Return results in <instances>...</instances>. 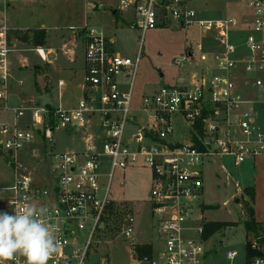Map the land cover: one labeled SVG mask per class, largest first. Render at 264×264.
<instances>
[{
	"label": "built area",
	"instance_id": "2783aa9c",
	"mask_svg": "<svg viewBox=\"0 0 264 264\" xmlns=\"http://www.w3.org/2000/svg\"><path fill=\"white\" fill-rule=\"evenodd\" d=\"M245 2L252 14L239 20L202 18L191 0H118L116 11L129 13L128 23L141 32L136 59L115 51L114 39L86 25L79 32L84 42L85 94L77 105L37 106L32 100H21L12 108V121H0V149L13 157L38 138L51 139L55 130L94 129L85 136L83 149L54 154L57 161L49 173V185L41 186L26 175L15 174L9 186H0V212L14 214L31 203L48 209L46 222H59L60 248L48 264H71L73 259L77 264H88L91 247L100 245L111 227L116 233L114 241L127 242L120 246L128 251L129 264H205V165L215 158L230 157L240 166L264 156V123L259 122L258 112L251 106L254 100L245 97L255 89L264 92V0ZM239 22H243L246 34H240L242 41L238 38L235 42L232 33ZM191 26L207 32L209 43L200 40L188 44L173 63L191 66L201 61L205 66L176 84L144 95L141 110L147 114V124L130 133L128 126L135 120L134 81L146 33L159 27ZM9 31L6 23L0 24V101L7 100L14 79ZM34 49L41 60L50 62L51 50L41 46ZM216 69L220 73H214ZM64 84L60 80L57 86ZM58 95L62 98L61 92ZM27 116L30 123L22 127L19 121ZM177 120L187 128L184 140L174 138ZM103 158L108 159L107 174L100 172ZM140 160L152 171L149 197L155 244L151 240L129 241L135 235L133 214L122 215L118 225L109 220L114 171L125 170ZM3 191L8 194L3 195ZM260 238L264 232L252 238L250 245L263 253L245 256V264H264ZM142 247H150V252H140ZM237 256L238 252L231 250L226 257L234 261ZM8 264H24V257L17 256ZM96 264H110L109 255H99Z\"/></svg>",
	"mask_w": 264,
	"mask_h": 264
},
{
	"label": "rangeland",
	"instance_id": "374dc122",
	"mask_svg": "<svg viewBox=\"0 0 264 264\" xmlns=\"http://www.w3.org/2000/svg\"><path fill=\"white\" fill-rule=\"evenodd\" d=\"M35 1L36 3L32 0H9L12 8L7 9V0H0V24L6 23L9 28L22 27L20 30L9 31L12 46L14 47V43L20 45L15 46L11 54L14 79L7 100L0 101V121H12V108L20 102L18 95L24 101L32 100L37 106L47 102L58 104L56 85L59 78H71L75 81L73 86L82 80V66L85 64L82 43H79L80 47L77 49L76 62L69 63L66 60L69 56L64 52L66 48L63 46V34L67 35L71 30L76 31V35L80 34V29L87 25L97 33L114 39V50L133 60L136 59L141 45V32L125 21L129 20L130 14H122L125 20H119L118 15L113 14L118 7V0ZM190 4L202 18L236 17L241 20L252 14L245 0H191ZM34 5L37 9L34 14H30L31 11L28 9ZM23 9L26 10L24 14ZM35 30H45L47 39L43 48H51L54 51L50 55V59L56 57L55 62L50 64L54 68L51 72H49V64L41 60L34 49ZM232 34L233 41L238 42V38L242 41L239 35L246 34L243 22H239V25L233 28ZM77 38L82 39L83 36L78 35ZM200 40L208 44L209 35L197 26L184 29L159 27L146 33L133 88L135 120L130 122L129 131L130 128L136 129L139 125L147 124V114L141 110V100L144 95H151L162 86L176 84L180 75L188 77L192 71L205 66L201 61L191 66L188 64L178 66L173 63L175 57L185 52L188 44H195ZM68 65L77 67L76 76L74 72L64 69ZM35 66L40 68L35 69ZM214 73L218 74L220 71L216 69ZM120 80L127 82L126 78L121 77ZM52 85L54 89L51 91ZM2 89L0 85V90ZM72 91L66 92L64 104L70 102L72 104L78 100L79 94ZM245 97L254 100L251 106L258 112L259 122L264 123V92L255 89ZM5 106L8 109H4ZM19 123L22 127L29 124V116L21 119ZM175 125L174 138L186 139L187 128L183 127L179 120L175 121ZM86 131V128H75L72 132L66 129L55 130L51 139L38 138L26 149L20 150L16 157L0 149V186H9L15 174L26 175L35 184L41 186L49 185V173L57 161L54 154L83 149L85 136L94 132V129ZM100 172L103 174L110 172L107 158L101 159ZM204 173L205 185L202 197L204 221H224L229 224L210 238H205L207 254L204 262L205 264H245L247 241L255 237L252 233L248 234L245 229L244 223L248 218L246 201L254 207L256 218L260 220L261 230L264 232V156L255 161H246L240 166H235L230 157L215 158L205 165ZM104 181L106 183L108 178L105 177ZM151 186L152 171L143 164L142 160L125 170L114 171L109 193L112 199L109 220L118 225L120 217L125 213L134 215L135 235L129 241L151 240L156 243L155 219L151 212L149 197ZM249 186L256 190L255 201H251L247 196L245 188ZM2 194L7 195L8 192L3 191ZM115 235L111 227L106 236L101 238L102 243L91 247L86 262L96 264L99 255L107 253L110 264H129L130 255L120 246L127 245V242L114 241ZM96 249L99 252H96ZM231 250L238 252L234 261L226 257ZM71 264H77V260L73 259Z\"/></svg>",
	"mask_w": 264,
	"mask_h": 264
},
{
	"label": "clouds",
	"instance_id": "9594fccd",
	"mask_svg": "<svg viewBox=\"0 0 264 264\" xmlns=\"http://www.w3.org/2000/svg\"><path fill=\"white\" fill-rule=\"evenodd\" d=\"M47 213V208L31 203L14 214L0 212V264L17 256L24 257V264H48L60 248V225L46 222Z\"/></svg>",
	"mask_w": 264,
	"mask_h": 264
},
{
	"label": "crops",
	"instance_id": "0c3cea01",
	"mask_svg": "<svg viewBox=\"0 0 264 264\" xmlns=\"http://www.w3.org/2000/svg\"><path fill=\"white\" fill-rule=\"evenodd\" d=\"M32 1H34L35 3H36V1L35 0H32ZM34 3V4H35ZM7 9H9V8H12L11 7V5H10V2H9V0H7V7H6ZM36 6L34 5V7H30V9H28V11H31V13L30 14H34L35 13V11H36ZM23 11V14H24V12H26V10H22ZM115 12H116V9L114 10ZM113 11V14H115V12ZM22 13V12H21ZM118 17H119V20L120 19H123V20H125L123 17H122V15L119 13L118 14ZM7 18V17H6ZM5 21H6V19H5ZM126 21V23L127 24H129L128 23V21L127 20H125ZM125 21H124V23H125ZM123 22V21H122ZM12 31H16V30H20V29H22V27H11L10 28ZM82 36V35H80V34H74V30H71L67 35L65 34H63L62 35V40H63V46H64V48H66V50L64 51L65 53H66V55H68L69 57L66 59L69 63H75L76 62V55H77V49L80 47L79 46V43L81 42L82 43V48H83V55H84V42H83V38L82 39H78L77 38V36ZM10 37V36H9ZM18 45H20V44H18V43H14V47L15 46H18ZM40 46V45H39ZM41 47H43V45H41ZM69 47V48H68ZM46 49H49V50H51L52 51V54L54 53V51H53V49H51V48H46ZM55 60H56V57L54 56V58L53 59H50V62H47L48 64H49V69H50V71L49 72H51V70H53L54 68L53 67H51L50 66V64H52V63H54L55 62ZM84 61H85V59H84ZM85 63V62H84ZM36 67V66H35ZM34 67V68H35ZM37 67H40V66H37ZM13 68V67H12ZM36 69V68H35ZM64 69L65 70H67V71H69V72H74V74H75V76H76V71H77V67H75L74 65H68V66H66V67H64ZM63 69V70H64ZM84 73H85V64L82 66V74H81V77H82V80H80V82H78V84H76V85H74L73 86V84L75 83V81L74 80H71V78H66V79H64V78H59V80L58 81H60V80H63L64 82H65V84H64V86H62L61 88H59L57 85H56V89H57V91H58V94L61 92L62 93V98H59V95H58V104H62L64 107H67V108H71V107H75L76 105H77V103H78V101H79V99L80 98H82L83 96H84V94H85V90H84V86H83V76H84ZM73 77H74V75H73ZM183 77H185L184 75H180L179 77H178V79L177 80H181ZM75 78V77H74ZM12 82H13V80H12ZM77 83V82H76ZM57 84H58V82H57ZM11 85H12V83H11ZM46 89L48 88V87H45ZM51 88V91H52V89H54V86L52 85V87H50ZM73 88V89H72ZM44 90V89H43ZM72 90H74L75 92H77V95L79 94V97H78V100H76L74 103H72L71 104V102L69 103V104H64V99L66 98V92H68V91H70V92H73ZM18 97L20 98V100H18V101H21L22 99H21V97L18 95ZM47 103H52V102H47ZM52 104H54V103H52ZM58 104H55V105H58ZM67 105V106H66ZM73 129H75V128H73ZM73 129H66L67 131H69V132H72V130ZM135 129H131L130 128V133L131 132H133ZM258 220V219H257ZM259 222H260V220H258Z\"/></svg>",
	"mask_w": 264,
	"mask_h": 264
},
{
	"label": "trees",
	"instance_id": "16d2710c",
	"mask_svg": "<svg viewBox=\"0 0 264 264\" xmlns=\"http://www.w3.org/2000/svg\"><path fill=\"white\" fill-rule=\"evenodd\" d=\"M118 15V12H115V16ZM47 39V34L45 30H35L33 33V41L38 45H44ZM40 67L36 68L39 69ZM8 161L9 158L7 157ZM247 196L250 198L251 201H255L256 199V190L254 187H247L245 188ZM247 209H248V218L245 220V229L248 234L252 233L255 237L260 236V234L263 232L261 230V223L256 218V213L254 207L246 201ZM229 224L224 221H209L204 226V237L210 238L218 231L224 229ZM260 243L264 246V238H260ZM140 252L148 253L150 252V247H142L140 248ZM262 250H256L251 248L250 241H247V258H251L255 255L262 254Z\"/></svg>",
	"mask_w": 264,
	"mask_h": 264
},
{
	"label": "water",
	"instance_id": "95a60500",
	"mask_svg": "<svg viewBox=\"0 0 264 264\" xmlns=\"http://www.w3.org/2000/svg\"><path fill=\"white\" fill-rule=\"evenodd\" d=\"M115 12V11H114ZM35 68H38L37 66ZM66 264H69L68 262H66Z\"/></svg>",
	"mask_w": 264,
	"mask_h": 264
}]
</instances>
